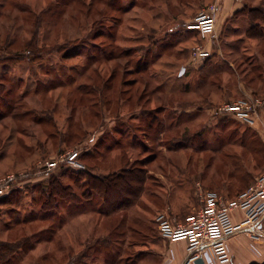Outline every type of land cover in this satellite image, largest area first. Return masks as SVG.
<instances>
[{
    "label": "rangeland",
    "instance_id": "374dc122",
    "mask_svg": "<svg viewBox=\"0 0 264 264\" xmlns=\"http://www.w3.org/2000/svg\"><path fill=\"white\" fill-rule=\"evenodd\" d=\"M229 1L0 0V198L14 192L0 203V264H163L160 215L180 223L202 193L233 201L254 185L264 34L246 32L264 0H238V17ZM209 7L217 28L203 35ZM197 47L206 56L192 60ZM243 102L260 104L253 125L220 111ZM127 170L146 180L131 206L84 199L83 175ZM52 181L81 202L42 209Z\"/></svg>",
    "mask_w": 264,
    "mask_h": 264
},
{
    "label": "built area",
    "instance_id": "2783aa9c",
    "mask_svg": "<svg viewBox=\"0 0 264 264\" xmlns=\"http://www.w3.org/2000/svg\"><path fill=\"white\" fill-rule=\"evenodd\" d=\"M218 16L217 7L202 11L195 18L198 31L203 35L212 34L216 31ZM205 56L206 52L197 47L193 49L191 59L197 60ZM258 105L260 104L253 102L233 103L223 106L220 111L236 115L246 124L253 125L258 120ZM78 155L77 152H70L66 155V161L72 163ZM5 189L9 190L10 186L7 185ZM200 197L199 210L183 222L171 224L163 215L157 218L165 240L187 243L185 264H193L198 258L205 262L207 259L211 260L215 264L230 262L226 241L239 233L246 232L253 240H264V172L256 178L254 185L236 200L228 201L212 192L202 193ZM235 210L244 214L243 220L238 224L234 223L232 217ZM173 262L174 260L167 258L163 264Z\"/></svg>",
    "mask_w": 264,
    "mask_h": 264
},
{
    "label": "trees",
    "instance_id": "16d2710c",
    "mask_svg": "<svg viewBox=\"0 0 264 264\" xmlns=\"http://www.w3.org/2000/svg\"><path fill=\"white\" fill-rule=\"evenodd\" d=\"M242 14V11L236 13L235 17H238ZM256 24L254 26H250L246 35L248 38L252 35V32L256 31L263 35V30L261 29V24H264V16H259L256 18ZM259 21V22H258ZM253 37V36H251ZM43 49H47L46 47H42ZM84 174V172H82ZM87 176L86 184L87 191L84 194V199L88 200L90 197H93V193H96L103 202V205L108 213H114L116 210H122L123 207L131 206V204L135 203V201L140 198L141 192L143 190L145 180V174L142 170H127L122 174H112L106 176H96L93 174L83 175V177ZM14 193V192H13ZM5 196L0 198V203L6 201L10 196ZM45 193V197H47V204L49 206H42V209H57V200H63L67 203H80L81 198H79L76 194L69 191L68 188H64L57 181H52L49 187V191ZM131 197L133 200L130 202L125 196ZM122 204L120 205L119 203ZM51 203V204H50ZM118 203V204H117ZM46 204V205H47ZM53 204H55L53 206ZM2 243V242H0ZM0 246L8 247L7 244H0Z\"/></svg>",
    "mask_w": 264,
    "mask_h": 264
},
{
    "label": "crops",
    "instance_id": "0c3cea01",
    "mask_svg": "<svg viewBox=\"0 0 264 264\" xmlns=\"http://www.w3.org/2000/svg\"><path fill=\"white\" fill-rule=\"evenodd\" d=\"M228 10L233 17L240 10L238 0H230L227 4ZM233 221L235 224L243 220L244 214L241 211L235 210L232 212ZM169 247L166 253L165 260L170 258L174 260L173 264H185L187 258V243L185 241L169 242ZM230 262L225 264H264V240H253L249 234L239 233L226 241ZM206 264H215L211 260H206Z\"/></svg>",
    "mask_w": 264,
    "mask_h": 264
},
{
    "label": "water",
    "instance_id": "95a60500",
    "mask_svg": "<svg viewBox=\"0 0 264 264\" xmlns=\"http://www.w3.org/2000/svg\"><path fill=\"white\" fill-rule=\"evenodd\" d=\"M193 264H205V261L202 258H198L194 261Z\"/></svg>",
    "mask_w": 264,
    "mask_h": 264
}]
</instances>
